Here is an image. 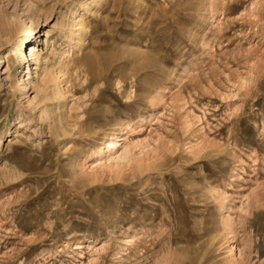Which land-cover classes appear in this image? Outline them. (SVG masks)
<instances>
[{"label": "rangeland", "instance_id": "rangeland-1", "mask_svg": "<svg viewBox=\"0 0 264 264\" xmlns=\"http://www.w3.org/2000/svg\"><path fill=\"white\" fill-rule=\"evenodd\" d=\"M0 264H264V0H0Z\"/></svg>", "mask_w": 264, "mask_h": 264}, {"label": "bare ground", "instance_id": "bare-ground-1", "mask_svg": "<svg viewBox=\"0 0 264 264\" xmlns=\"http://www.w3.org/2000/svg\"><path fill=\"white\" fill-rule=\"evenodd\" d=\"M33 46V45H32ZM18 48L19 47H16V51H19L18 50ZM20 49V48H19ZM31 50H33V52H31V54L33 55L34 54V51L35 50H37V48H35V46H33L32 48H31ZM21 55L23 56V52L21 53ZM116 145H118V140H110L109 142H108V147L110 148V149H114L115 148V146ZM112 152V151H111ZM119 156V155H118ZM116 158V157H115ZM119 158H120V156H119ZM78 246V245H77ZM78 247H80V246H78Z\"/></svg>", "mask_w": 264, "mask_h": 264}]
</instances>
